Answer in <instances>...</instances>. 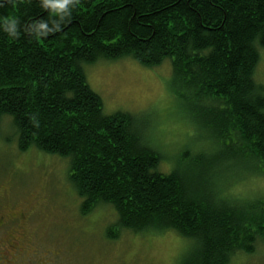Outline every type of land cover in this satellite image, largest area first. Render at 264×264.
Segmentation results:
<instances>
[{"label": "trees", "instance_id": "obj_1", "mask_svg": "<svg viewBox=\"0 0 264 264\" xmlns=\"http://www.w3.org/2000/svg\"><path fill=\"white\" fill-rule=\"evenodd\" d=\"M57 2L0 0V125L11 117L18 151L67 160L82 216L111 208L120 233L178 234L181 264H230L264 245V196L230 178L264 174V0ZM127 58L170 63L166 90L208 134L195 154L168 158L160 124L174 122L160 117L152 137L150 115L105 113L83 64Z\"/></svg>", "mask_w": 264, "mask_h": 264}, {"label": "rangeland", "instance_id": "obj_2", "mask_svg": "<svg viewBox=\"0 0 264 264\" xmlns=\"http://www.w3.org/2000/svg\"><path fill=\"white\" fill-rule=\"evenodd\" d=\"M83 67L91 88L103 99L106 114L124 111L141 119L150 115L147 133L152 137L159 134L154 124L160 117L174 122L160 124L164 135L173 140L166 150L172 164L186 148L191 147L193 155L196 147L207 143L208 134L189 117L190 108L166 90L171 76L169 62L148 68L127 58L85 63ZM263 78L264 52L257 70V79ZM32 150L25 155L18 151L12 119L4 117L0 125V214L36 209L29 220L24 218L23 233L17 235V239L26 240L24 245L18 240L13 243L12 236L8 241L0 232V264L9 262L10 257L11 264H181L186 240L173 231L120 233L108 224L113 219L111 208L96 210L94 217L82 216V200L71 191L68 180L67 160ZM230 178L243 179L237 182L242 195L264 196V174L246 176L234 171ZM230 178L226 184L232 187ZM232 189L238 192L237 187ZM109 228L120 235L110 238ZM3 240L11 247L8 251H1ZM13 245L22 248L17 250ZM230 264H264V245L259 244L254 253L234 257Z\"/></svg>", "mask_w": 264, "mask_h": 264}, {"label": "flooded vegetation", "instance_id": "obj_3", "mask_svg": "<svg viewBox=\"0 0 264 264\" xmlns=\"http://www.w3.org/2000/svg\"><path fill=\"white\" fill-rule=\"evenodd\" d=\"M8 201H11V200H8ZM29 209L30 208H28L27 211L24 213L31 212ZM31 210L33 212L35 210V208H32ZM24 218L29 220L30 217H28L27 214H25L23 216L21 214H16V213L11 214V212L0 214V232L5 233V235H6L5 237L10 242H11V236H12L13 243H16L19 241L21 243V246L24 245L23 241H26V240L17 239V235L23 233L22 221L24 220ZM21 246L13 245V247L17 250L21 249L22 248ZM10 248L11 247H9L7 241L3 240L1 251H5V250L8 251V249H10ZM9 256H11V253L8 255V257ZM5 264H11V257L9 258V262H7Z\"/></svg>", "mask_w": 264, "mask_h": 264}, {"label": "clouds", "instance_id": "obj_4", "mask_svg": "<svg viewBox=\"0 0 264 264\" xmlns=\"http://www.w3.org/2000/svg\"><path fill=\"white\" fill-rule=\"evenodd\" d=\"M73 0H59L57 3H52V7L55 8L57 11L59 10H65L69 4H72ZM6 25V31H8L10 34H15V25L16 21L14 19H9L5 21ZM41 27H44V25H41Z\"/></svg>", "mask_w": 264, "mask_h": 264}]
</instances>
